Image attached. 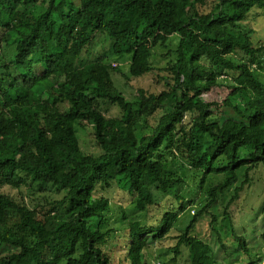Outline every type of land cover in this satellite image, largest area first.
I'll return each mask as SVG.
<instances>
[{"label": "trees", "instance_id": "16d2710c", "mask_svg": "<svg viewBox=\"0 0 264 264\" xmlns=\"http://www.w3.org/2000/svg\"><path fill=\"white\" fill-rule=\"evenodd\" d=\"M257 8L264 0H0V264H151L147 248L174 227V263L186 247L190 264H224L215 257L216 246L226 247L212 207L230 187L224 214L250 255L231 208H242L260 183L255 219L264 238V82L254 68L264 41L246 26ZM98 34L112 39L114 56L129 57L130 77L155 72L165 88L128 95L114 76H129L111 62L77 66ZM173 35V57L155 65L154 47ZM223 85L222 99L204 97ZM101 102L120 114L107 115ZM88 124L96 153L83 150L77 134ZM179 156L200 175L191 187L201 190L209 173L224 180L179 223L181 197L156 224L106 228L110 200L97 185L126 180L145 210L184 183L169 171ZM209 215L216 245L191 231Z\"/></svg>", "mask_w": 264, "mask_h": 264}, {"label": "rangeland", "instance_id": "374dc122", "mask_svg": "<svg viewBox=\"0 0 264 264\" xmlns=\"http://www.w3.org/2000/svg\"><path fill=\"white\" fill-rule=\"evenodd\" d=\"M248 29L251 28L250 33L254 41L261 42L264 41V8L253 9L249 13V17L246 20ZM177 35L171 36V39L167 42L165 46L157 45L153 49L152 62L158 66H165L167 60L173 57L174 49L176 47ZM237 56L242 57L241 54L235 53ZM244 57V56H243ZM96 58H103L106 62H111L113 66L120 68V71L125 75L129 76V79L123 77L122 75L116 77V85H118L122 90H124L128 95L135 94L138 87H144L149 91H160L164 89L162 82L155 76V72L147 73L138 77H130L129 73V57L128 56H114L112 52V39L106 34L96 35L91 47L84 50L78 59L77 66H82L91 60ZM256 66L257 76L264 82V60H261V66L254 63ZM226 74L223 73L220 78L224 77ZM231 76L229 75V78ZM221 81L224 80L221 79ZM231 81V80H230ZM226 82H229V80ZM228 88L226 85L221 87H215L210 92L205 93L204 97L206 99H217L220 100L228 93ZM102 110L107 115H119L120 110L118 107L111 105L106 102H101ZM224 116L234 117V113L230 112L228 109L221 111ZM89 128L82 129L77 127V134L79 136L80 144L83 150L96 153L98 150L93 145L92 136L90 134L92 128L91 124H88ZM164 156L168 159L171 158L169 151L165 150L163 147ZM242 155H247L246 150H242ZM224 158H220L219 162L222 164ZM169 171L172 174H180L184 179V183L180 184L171 195L163 197L158 205L150 206L145 210H139L135 206L136 193L131 192L128 189V184L126 180L121 179L114 181L110 187L103 188L97 185V194H102L107 196L110 200V205L106 211V228L113 229H125L128 222L131 220H140L142 223L156 224L160 217L162 216V209L165 208V204L169 207L171 205H177V198L185 206L184 211H182L178 218L177 223H179L183 217L192 213L198 201L203 196V191L207 190L209 187L222 182L224 180L223 173H209L206 176L205 183L203 187L198 189L195 187L196 183L199 181L200 175H195L187 163L186 160L182 159L180 156L175 160H172L169 165ZM242 176H240L239 181L235 182L236 185L240 182ZM195 184L194 187H191ZM232 185V186H233ZM260 183L258 185H253L248 190L250 198L248 202L242 203V208L234 206L231 208L232 221L235 226V232L243 234L248 239V245L250 248V255H245L241 252L240 246L235 240L233 233L231 232L230 224L226 215L224 214V205L232 194L233 187L227 189L224 193H219L217 197V202L212 207L213 213L216 218L213 221V226L221 233V240L224 242L226 250L215 247V257L217 260L223 261L224 264H264V238L262 237L261 230H259L258 219H255L256 212L262 200ZM178 206V205H177ZM176 206V207H177ZM211 215L203 216L191 229L193 233L197 236L202 237L209 243L216 245L218 243L217 233L211 224ZM261 223V222H260ZM264 226V225H263ZM179 228H172L164 238L157 239L154 243L150 244L146 250L148 258L151 264H190L189 250L186 247H182V253L177 258V263L172 261L173 250L172 247L177 240L179 234Z\"/></svg>", "mask_w": 264, "mask_h": 264}]
</instances>
